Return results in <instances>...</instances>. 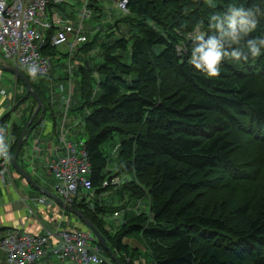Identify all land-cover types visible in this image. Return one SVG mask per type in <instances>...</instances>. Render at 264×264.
<instances>
[{
  "label": "trees",
  "instance_id": "trees-1",
  "mask_svg": "<svg viewBox=\"0 0 264 264\" xmlns=\"http://www.w3.org/2000/svg\"><path fill=\"white\" fill-rule=\"evenodd\" d=\"M76 1L81 8L84 1ZM103 1H88L90 19L96 20ZM108 1L121 12L116 0ZM229 3L215 0L209 8L207 0H128V12L114 23L116 32L122 27L127 33L103 48L95 70L77 66L79 98L72 109L62 108L68 115L67 141L84 143L95 196L93 202L78 198L72 207L101 234L119 264L130 253L126 238L135 235L147 246L150 264H264V54L247 62H225L218 78L188 63L189 36L197 27H207L208 16ZM67 6L72 7L64 0L47 10L73 21L76 13ZM40 52L59 59L55 47L46 45ZM29 81L43 101L44 118L56 105L45 103L42 81ZM15 83L22 86L19 79ZM24 95L22 88L14 103ZM27 102L31 105L25 116L36 106L31 97L20 106ZM30 114L22 118L23 126L12 123L11 158ZM9 118L10 113L2 117L0 126ZM114 136L120 138L113 151L118 152V166L109 177L103 150ZM25 143L17 158L21 167ZM116 178L123 179L119 186L113 184ZM256 179L262 181L250 191ZM108 191L121 195L115 208L99 201ZM146 196L147 217L132 211ZM122 212L118 227L107 230L104 218L115 222ZM91 244L105 259L99 264H117L99 242Z\"/></svg>",
  "mask_w": 264,
  "mask_h": 264
},
{
  "label": "built area",
  "instance_id": "built-area-1",
  "mask_svg": "<svg viewBox=\"0 0 264 264\" xmlns=\"http://www.w3.org/2000/svg\"><path fill=\"white\" fill-rule=\"evenodd\" d=\"M64 0H0L6 15L0 13V64L8 67L23 68L27 78L47 75L51 60L40 52L43 46L60 47L66 45L69 51L75 49L76 41L84 31V19H88L86 1L81 9L79 24L66 21L59 12L47 10L49 4H60ZM117 8L127 13L128 0H116ZM50 34V36H48ZM12 65V66H9ZM70 84V82H69ZM15 88V95L21 94ZM0 97H6V91L0 88ZM11 122L0 126V183L11 168V148L13 138L10 134ZM65 154L62 157L47 162V170L53 179V191L67 206L72 207L76 199L93 200L92 189L88 175L91 172L88 154L84 143L78 145L67 141L62 135ZM108 185L107 182L103 187ZM39 203H46L41 196ZM76 209V208H74ZM118 213L114 214L116 218ZM37 236L29 233H6L0 231V253L6 256L8 264H40L47 252L59 259L72 264H99L103 259L98 246L92 245L97 241L88 230L56 229L53 237L56 244L49 246L50 235Z\"/></svg>",
  "mask_w": 264,
  "mask_h": 264
},
{
  "label": "crops",
  "instance_id": "crops-1",
  "mask_svg": "<svg viewBox=\"0 0 264 264\" xmlns=\"http://www.w3.org/2000/svg\"><path fill=\"white\" fill-rule=\"evenodd\" d=\"M65 1L70 6H72H67L69 9L74 10V7L78 6V1L76 0ZM75 18L73 19V22L77 24L79 22V19L76 22ZM52 72L53 67L49 73L51 74ZM49 78L51 77L49 76L48 80ZM59 78L60 76H57L55 78L56 84L64 85V87H62V90L63 88H65L66 92H68L66 82H59ZM45 83H47L48 87H51L49 81L43 79L42 85L46 87ZM14 101L15 96L12 95L11 103H13ZM55 101L57 105L54 106V111L51 112V110H49V118L45 119L47 115H44V118H42L43 120L41 124H39V127L34 130L31 129V134L29 133L27 140L28 142L23 147V152L20 156V160L24 164V170L31 177L34 184H36V186H38L42 190L46 191L48 195L39 193L33 187L29 186L22 177L15 173L14 170H11L9 174L5 175L4 182L2 184L0 183V230L11 234L18 232L29 233L37 236H45L49 234V246L56 244V238L51 235L55 232L56 229L72 230L77 228L87 230L84 223L77 216L67 212L63 207L57 204L56 200L60 198L53 191V179L51 178L47 170V162L49 160L59 158L65 154L64 144L61 141L58 133H60V135H62L66 140L69 138L67 134V130L69 128H65V124L68 123V115H66V111H64L63 113L62 106L58 105V101L56 98ZM50 102L51 103L49 105L52 106V103L54 101H52L51 99ZM4 112V108L0 106V116L3 117L2 114H4ZM32 113H29L30 118L32 116ZM6 114L7 113H5L4 115ZM29 114L25 116V112H23L22 116L19 118L10 113L9 121L14 124L23 126L22 121H25L26 117H29ZM73 122L76 123L75 120H73ZM70 123L71 121H69V124ZM71 125H73V123H71L70 126ZM29 130L30 129H27V132ZM33 134L34 139L31 140L30 136H32ZM73 143L77 144L78 142L76 143L75 141H73ZM119 184L120 182H117L118 186ZM41 196H44L46 198V203H39L37 199ZM107 221L109 222V220ZM109 223L113 222L110 221ZM106 228L107 230L112 231L113 227L106 226ZM0 264H8L6 256L3 253H0ZM40 264L72 263L67 260L59 259L56 256H53L50 252H47L45 258L41 261Z\"/></svg>",
  "mask_w": 264,
  "mask_h": 264
},
{
  "label": "rangeland",
  "instance_id": "rangeland-1",
  "mask_svg": "<svg viewBox=\"0 0 264 264\" xmlns=\"http://www.w3.org/2000/svg\"><path fill=\"white\" fill-rule=\"evenodd\" d=\"M88 1L89 0L86 1V5H87ZM84 5L81 8H78V6L74 7V10L76 12V18H75L76 22L81 17L80 11H81V9L84 8ZM102 5H103L102 6L103 9H102L101 13L97 16L96 20L93 16L91 17V19L90 18L84 19L85 28H84L83 33L77 39L76 47L74 50H72L70 52L68 46H66V45H61L60 47H57V53H58L59 59L51 60V68H50L49 72L51 71L52 67H53V72L51 74L49 72H48L49 74L47 73L48 77L49 76L51 77L48 80L49 83L51 84V87H48V89H47L45 86H42L40 88L43 91V96H44L46 104H50L51 103L50 101L52 99V101H54L55 105H57L56 101H55V98H56L59 106L67 107L70 105V109H72L74 107L75 100L79 98V96L77 94L78 90H77V77H76V74L78 72V69H77L78 64L79 63L82 64L79 66L83 67L84 69L89 68V69L95 70L97 65L100 62V54H101L103 48H105L106 46H109L111 43H113L114 38H118V36L120 34L122 35V34L127 33V32L122 30V27H120L119 33L116 32V29L114 28V23L123 19V16H125V15H122V13L119 12L115 8L116 7L115 3L112 4V2H109L108 0H104ZM94 20L96 21V23L94 22ZM119 26H121V25H119ZM190 36H189V38H190ZM86 45H88V47L83 49L82 47L86 46ZM89 48H91V50L84 52ZM77 50H81V53L78 54ZM67 54H69L68 58L62 57V56L67 55ZM126 57H127V54L125 55L124 58H126ZM69 58H71V65H70V60H68ZM83 65H85V66H83ZM9 66H12V65H9ZM20 71L23 74H25V71L23 68H20ZM47 75L45 77H35V79L32 78L31 80H35L36 83H38V82L40 83L43 79L47 78ZM57 76L61 77L60 81L66 82V84L69 87L68 92H66L65 88H63V90H62V87H64V85L56 84L55 78ZM69 78L71 80L70 84H69ZM92 79L94 81L97 80L95 72L92 73ZM15 81H16V78L11 73H9L7 71H1L0 70V88L4 89L6 91V98L0 97V106H2L4 108V110H5L4 114L5 113H7V114L11 113L12 115H15V116L20 118L22 116L23 112H27L29 110V107L31 104L29 102H27V103L23 104L22 106H20L21 102L18 103L20 100L18 102H16L17 105L14 102L11 103L12 95L16 96L15 95V87H16ZM70 88H71V91H70ZM17 91H21V88L20 87L17 88ZM68 96H69V98H68ZM67 100H68V102H67ZM62 109H63L62 111L64 113L65 108H62ZM12 110H13V112H12ZM4 114H2L3 117L5 116ZM48 114H50V112L46 111L45 115H47V116L45 117V119L49 118ZM1 118H2V116H0V119ZM7 122H11V121L8 120ZM38 127H39V125H35L32 130H34ZM78 133L79 132H74V134H78ZM30 134H31V132H30ZM58 135L60 136V133H58ZM30 139L31 140L34 139V134L32 136H30ZM80 139L85 141L86 137L83 136ZM119 140H120L119 136H114L113 139L111 141H109L104 146L103 151L105 153V156L108 158L107 173L109 174V177H112V176L116 175V173H117L118 152H116L114 154L113 151L116 148V145L119 144ZM27 142L28 141H26V143ZM22 168L25 169L24 166ZM262 176H264V173H262ZM119 179H121V178H116L113 182L117 183V182H121L123 180V179L122 180H119ZM261 181H262V179H259L258 181L256 179L255 185H251L249 187V190L255 191V186L259 185L261 183ZM239 186H240V193H242L243 189H244V184H241ZM124 198H126V197H124ZM89 200L91 201V198H89ZM93 201L94 200H92V202ZM99 201H101V203L105 206L115 208L118 206L119 201H121V195L120 194L112 195L111 192L108 191L107 193H104L99 197ZM149 207H150L149 200L146 196L141 201L140 207L139 208L136 207L137 212L135 211L136 209H134L132 211L134 213H141L147 217V215H149ZM133 208H134V206L131 205V209H133ZM125 214H126V212L120 213L119 220L115 221L113 223H109L111 219L107 218L108 217V215H107L104 218V222H106L109 219V222L107 224L110 227L112 226L113 227L112 231H114L118 227L119 222H121V218L125 217ZM125 243L129 245V250H130V253L128 255L123 256L125 264H131L132 260H134L135 263H137V264H139V263L150 264V254H149V251L147 249V246L145 245L144 241L138 235H135V236L130 237V238H126ZM133 249H138V250H134L132 252ZM100 255H101V252H100ZM101 259L105 260L103 257H101Z\"/></svg>",
  "mask_w": 264,
  "mask_h": 264
},
{
  "label": "clouds",
  "instance_id": "clouds-1",
  "mask_svg": "<svg viewBox=\"0 0 264 264\" xmlns=\"http://www.w3.org/2000/svg\"><path fill=\"white\" fill-rule=\"evenodd\" d=\"M207 5L214 8L215 0H207ZM262 26L264 0H230L226 8L208 16L207 27H197L191 34L188 63L207 77L218 78L225 62H247L264 54Z\"/></svg>",
  "mask_w": 264,
  "mask_h": 264
},
{
  "label": "water",
  "instance_id": "water-1",
  "mask_svg": "<svg viewBox=\"0 0 264 264\" xmlns=\"http://www.w3.org/2000/svg\"><path fill=\"white\" fill-rule=\"evenodd\" d=\"M0 70L1 71H7L11 73L16 79H19L22 86L20 88L25 89V95L23 96L22 100L27 99L28 97H31L34 99L36 106L35 110L32 113L31 118L27 122L26 126L22 130V134L16 143L14 153L11 158V168L12 170L15 171L16 174H18L20 177H22L29 186L33 187L35 190H37L39 193L48 195L46 191L42 190L36 184L33 183L32 179L30 176L27 174V172L17 163V158L19 156V153L22 149V146L24 142L28 140L29 133L31 129L34 128L35 125H39L42 121V116L45 112V106L43 104V101L41 98L37 95L36 92H34L31 88V83L27 76L23 74L19 68L17 67H8V66H3L0 64ZM16 88V87H15ZM19 88V87H18ZM22 100H20L18 103H20ZM38 116L35 124L30 128V130L27 132V129L31 126L35 118ZM27 133V134H26ZM57 204L61 207H63L67 212L74 214L77 216L85 225V227L95 236L97 241L101 244L103 250L107 251L108 254L112 259L116 260V263L119 264V261L116 259L115 255L110 251L109 247L107 246L105 240L102 238L101 234L96 230V228L87 220V218L77 209L71 208L67 205H65L60 199L56 200Z\"/></svg>",
  "mask_w": 264,
  "mask_h": 264
},
{
  "label": "bare ground",
  "instance_id": "bare-ground-1",
  "mask_svg": "<svg viewBox=\"0 0 264 264\" xmlns=\"http://www.w3.org/2000/svg\"><path fill=\"white\" fill-rule=\"evenodd\" d=\"M0 13H2V14H4V15H6V12H5V10H4V8L3 7H0ZM80 22V21H79ZM79 22L77 23V24H79ZM75 23V22H74ZM50 60H51V58H50ZM50 68H51V65H50ZM50 70V69H49ZM49 72V71H48ZM46 76V75H45ZM45 76H42V77H45ZM30 80H31V78H29ZM35 79V78H34ZM257 129V128H256ZM250 135V134H249ZM253 139V138H252ZM108 183V182H107ZM114 184H117V183H114ZM36 193V192H35Z\"/></svg>",
  "mask_w": 264,
  "mask_h": 264
}]
</instances>
